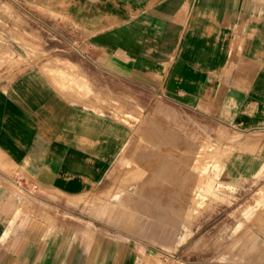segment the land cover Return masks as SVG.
<instances>
[{"label": "crops", "instance_id": "1", "mask_svg": "<svg viewBox=\"0 0 264 264\" xmlns=\"http://www.w3.org/2000/svg\"><path fill=\"white\" fill-rule=\"evenodd\" d=\"M11 1L60 47L2 37L0 264H264V0Z\"/></svg>", "mask_w": 264, "mask_h": 264}, {"label": "rangeland", "instance_id": "2", "mask_svg": "<svg viewBox=\"0 0 264 264\" xmlns=\"http://www.w3.org/2000/svg\"><path fill=\"white\" fill-rule=\"evenodd\" d=\"M5 32H11L12 38L17 45L20 47L32 48L34 51V56L36 53L39 54L40 58L47 59L56 57L59 53L60 42L59 36L57 35H48L44 32L40 25L36 22L32 21L30 16L24 10V8L17 6L11 0H0V48L4 45V37ZM21 32V33H20ZM207 174H217L218 170L214 167L213 170H210L208 167L205 171ZM32 191H35L36 188L30 187ZM219 191L224 193V195L219 199L220 203L230 204V213L231 218H237L240 216V219L237 220L244 221L247 224L250 222H254L259 218V211H254L245 206H238L237 204H233V192L235 189L227 188L223 184H216L214 181H210L205 184L201 190H199L195 197L197 198L196 204L198 207L206 205V203L211 204L214 199L215 193ZM254 193L256 192V196L260 199V203L264 202V191L262 189L258 190H246V193ZM242 202V201H241ZM236 208V214H234L233 210ZM258 214V215H257ZM256 218V219H255ZM247 231L242 230L241 234H245ZM175 259L166 258L167 264H182L180 262H174Z\"/></svg>", "mask_w": 264, "mask_h": 264}, {"label": "built area", "instance_id": "3", "mask_svg": "<svg viewBox=\"0 0 264 264\" xmlns=\"http://www.w3.org/2000/svg\"><path fill=\"white\" fill-rule=\"evenodd\" d=\"M32 188H35V186H32Z\"/></svg>", "mask_w": 264, "mask_h": 264}, {"label": "bare ground", "instance_id": "4", "mask_svg": "<svg viewBox=\"0 0 264 264\" xmlns=\"http://www.w3.org/2000/svg\"><path fill=\"white\" fill-rule=\"evenodd\" d=\"M71 119V118H70Z\"/></svg>", "mask_w": 264, "mask_h": 264}]
</instances>
